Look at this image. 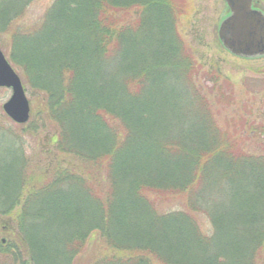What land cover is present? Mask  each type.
<instances>
[{"label": "trees", "instance_id": "trees-1", "mask_svg": "<svg viewBox=\"0 0 264 264\" xmlns=\"http://www.w3.org/2000/svg\"><path fill=\"white\" fill-rule=\"evenodd\" d=\"M187 2L53 0L11 33L24 130L49 134L38 162L0 150L13 264H264V144L220 125L233 95L183 33Z\"/></svg>", "mask_w": 264, "mask_h": 264}, {"label": "rangeland", "instance_id": "rangeland-1", "mask_svg": "<svg viewBox=\"0 0 264 264\" xmlns=\"http://www.w3.org/2000/svg\"><path fill=\"white\" fill-rule=\"evenodd\" d=\"M0 0V49L4 52L10 64L11 54V33L17 28L25 30L34 22L42 18L45 10L53 2V0H12V2H3ZM16 1V2H15ZM187 12L191 13L189 22L183 23V33L187 37V41L194 49L195 56L202 63L203 68L210 72H220L218 85L225 86L223 90L227 94L233 95L231 104L222 102L217 105L220 111L219 123L223 127L228 124L237 126L239 131L247 130L248 142L251 150L259 151L257 146L264 144V134L254 128L264 122V57L258 59H243L235 57L224 50L218 42L217 23L219 17L225 9L223 0H187ZM258 6L264 8V0H258ZM15 13L16 16H13ZM9 25L7 21L11 18ZM8 29H3L4 27ZM3 30H2V29ZM15 71L20 76L25 88L26 96L30 102L31 114L30 120L36 119L32 114L33 100L35 99L31 93V89L24 82L22 72L19 68ZM224 78L228 81H224ZM200 83L211 86L212 82L208 79L201 78ZM11 96V89L0 87V114L4 115L0 124V150L6 146L22 145V150L26 156L34 157L35 162L41 161L36 154L40 152V148L47 142L46 136L49 134L41 127L37 130V134L32 136L25 131L28 122L18 124L11 120L2 109V105ZM32 101V102H31ZM243 126V127H241ZM256 146V147H255ZM43 168L44 164L39 163ZM14 216L9 218V223L5 219H0V229L5 226H11L14 222ZM4 235L0 233V239L4 240ZM0 264H13L7 255L0 253Z\"/></svg>", "mask_w": 264, "mask_h": 264}, {"label": "water", "instance_id": "water-1", "mask_svg": "<svg viewBox=\"0 0 264 264\" xmlns=\"http://www.w3.org/2000/svg\"><path fill=\"white\" fill-rule=\"evenodd\" d=\"M225 9L217 23V37L229 53L243 59L264 57V8L256 0H223ZM0 87L11 89L2 109L14 122L30 119V103L23 82L0 49Z\"/></svg>", "mask_w": 264, "mask_h": 264}]
</instances>
